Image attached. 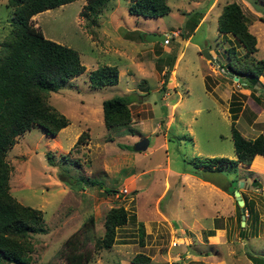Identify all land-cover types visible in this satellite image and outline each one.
<instances>
[{
	"label": "rangeland",
	"instance_id": "374dc122",
	"mask_svg": "<svg viewBox=\"0 0 264 264\" xmlns=\"http://www.w3.org/2000/svg\"><path fill=\"white\" fill-rule=\"evenodd\" d=\"M130 1L110 0L96 21L90 13L81 12L86 0H73L31 17L33 25L46 37L77 49L85 69L48 97L69 123L56 135L33 125L17 137L6 155L11 166V194L44 212L46 231L31 235L34 246L29 264H63L64 242L74 231L82 240V248L91 253L88 264H134L132 257L139 251L149 255L155 264H255L250 254L264 256V155L260 154L251 166L239 164L236 168H210L208 158H235L230 111L233 105L241 108L236 120L240 131L247 136L248 131L249 136L264 131V82L259 77L260 82L254 86L258 101L243 92L246 90H239L249 80L242 77L244 85L235 80L226 64L225 48L236 44L235 39L217 29L222 6L232 0H217L196 29V22L212 0H168L171 10L157 17L129 13ZM235 1L251 19L249 29L257 38L253 57L264 59V0ZM11 15L7 0H0V46L10 29ZM174 30L178 34L169 40L170 44L145 39L148 32L171 35ZM139 32L144 33L143 38ZM167 46L177 47L176 55L181 52L174 78L172 71L168 77L164 74L171 61L165 53ZM206 47L214 50L219 63L201 56ZM243 51L237 47V53ZM106 63L120 68L118 82L101 87L90 85L89 71ZM203 67L211 69L210 74L205 73L207 85H220L213 92L205 87ZM115 95L133 100L128 126L107 127L103 122L102 101ZM258 113V120L252 121ZM83 130L89 133L87 140L76 143ZM142 137L149 139L147 148L135 150V142ZM164 138L166 145L162 144ZM167 165L172 170L191 171L194 177L189 178L202 175L217 183L230 182L233 191L240 180H245L241 191L250 200L247 207L253 208V213L248 217L246 212L247 222L243 224L233 194H228V201L226 196L209 195L195 185L179 188L173 184L171 173V188L161 207L169 204L170 212L180 215L193 230L170 233L156 220L154 203ZM86 177L100 181L102 187L89 183ZM254 177L257 182H253ZM104 186L116 191H106ZM125 187L129 192H123ZM176 193L181 199L168 203ZM225 201L233 205V211L226 217L228 230L223 237L209 236L204 233L206 227L191 222V216L204 215L203 224L210 225L217 209V213H227ZM118 205L126 207L134 217L117 228L110 247H97L95 241L104 233L105 213ZM140 221L145 231L142 243ZM222 222V218H215V223Z\"/></svg>",
	"mask_w": 264,
	"mask_h": 264
},
{
	"label": "trees",
	"instance_id": "16d2710c",
	"mask_svg": "<svg viewBox=\"0 0 264 264\" xmlns=\"http://www.w3.org/2000/svg\"><path fill=\"white\" fill-rule=\"evenodd\" d=\"M70 1L73 0H7V5L12 7L11 25L0 46V264L4 262L29 264L34 246L31 235L46 231L43 210L24 204L11 194L9 190L11 166L6 155L17 141V137L33 125L38 124L47 134L56 135L69 123L68 117L59 112L48 101V97L52 91H57L70 78L84 71L85 65L77 49L46 37L39 27L33 25L31 17L37 12ZM109 1L86 0L81 12L90 13L96 21L98 14ZM170 10L168 0H131L128 3L129 13L136 15L157 17L169 13ZM249 21L250 18L241 4L232 0L222 6L217 18V29L224 36H233L236 42L225 48L228 55L226 62L228 72L233 77L238 75V80L245 77L250 83L248 85L246 83V86L253 88L260 82L259 77L264 75V59L255 60L253 57L257 50V38L249 29ZM139 36L143 38L144 33L139 32ZM238 46L243 48L242 54L237 53ZM168 58L171 60L168 67L172 69L175 57L168 55ZM169 69L164 73L167 74L166 77ZM118 70L116 64L98 65L89 71L90 85L101 87L117 83ZM166 80L167 78L164 79ZM207 88H210L209 85ZM250 94L258 101V95L255 96L253 90ZM132 101L125 95L103 99L104 124L107 127L128 126L132 121L130 107ZM233 106L230 107L231 137L236 157H208L211 160L210 168L218 166L236 168L238 162L251 166L256 154L264 155V133L260 132L254 137L244 135L236 127L241 108ZM88 136V131L83 130L76 143L85 142ZM47 155L51 157V153ZM87 179L89 183H98L102 187L100 181ZM244 182L246 183L245 180ZM253 182H257L256 177L253 178ZM103 188L106 191H116L114 188L107 190V186ZM228 192L233 194V189ZM241 194L245 213L247 212L249 217L253 213V208L247 207L249 199L247 200L242 191ZM130 217H134V214H130L123 205L111 206L105 213L104 233L97 237L96 246L110 247L115 240L117 227L127 223ZM89 221L93 222L92 216L89 217ZM245 221L247 222V219ZM138 231L142 243L145 232L142 221L139 222ZM64 245L63 264H88L91 260V253L82 248V240L77 231L66 238ZM250 255L255 264H264L262 254ZM132 262L155 264L149 255L141 251L132 257Z\"/></svg>",
	"mask_w": 264,
	"mask_h": 264
},
{
	"label": "crops",
	"instance_id": "0c3cea01",
	"mask_svg": "<svg viewBox=\"0 0 264 264\" xmlns=\"http://www.w3.org/2000/svg\"><path fill=\"white\" fill-rule=\"evenodd\" d=\"M216 1L217 0H212V3L210 4L209 8L207 10H205L204 12L201 13V16L199 17V19L196 22V24H195V26H194L193 29H196L199 25H201L207 19V16L210 13L209 11L214 7ZM257 16L258 17H256V18L263 19V18H261L262 15H257ZM189 38H190V36H188L185 39V42L188 41ZM176 50H177V47L176 48H170V46H167L165 48L166 56H168V55H174V57H175V60H174V64L172 66V69H169L170 72L171 71L173 72V78L175 76L174 75V72H175L176 61L178 60V57L181 55V52H180L179 55L178 54L176 55ZM209 51L214 56L216 55V53L214 52L213 49L209 48ZM200 54H201V52H200ZM201 56L203 57V54H201ZM207 68H204L203 67V70H202V76H203L204 81H205V75H206L205 73L206 72L209 73V74L211 73L210 67H207ZM213 70L216 71L215 68H213ZM170 72L168 74H170ZM260 78L264 82V75H261ZM238 81H240V80H238ZM174 83H175V80H174ZM240 83H242L243 85L245 84L244 82H241V81H240ZM174 85L175 84H173V86ZM205 87H206V89L208 91L213 92L214 89L220 87V85L218 83H216L214 85L211 84L209 86L211 88H207V83L205 81ZM255 87H253V89H252L254 93L256 92V91H254V88ZM239 90H246V91H243L245 93H250L251 92V88L250 87H247V86H242V88L239 89ZM186 91H188V90H186ZM164 93L165 94L166 93L168 94V92H166V91H164ZM256 93L258 94V92H256ZM177 103H178V100L174 101L172 103V106L173 107L176 106ZM263 108H262V110H264ZM259 113H260V111H259ZM259 113L256 114L255 118L252 121L258 120L259 115H260ZM172 118H173L172 116H171V118H169L170 119L169 122L172 120ZM239 118H240V114H239ZM261 120H264V118L261 119ZM242 133L244 135H246L244 132H242ZM263 133H264V131H263ZM256 135H257V133L256 134L254 133V134H251V136H249V131H248V136L247 135L246 136L247 137H254ZM189 138L191 139V136H189ZM162 144L163 145H166L167 144V140L165 138H164ZM259 155L260 154H256L255 157H254V159H253V161L255 159H258L259 158ZM235 157H236V154H235ZM239 164L246 165V164H243L241 162H238L236 167H238ZM201 167H204V166L201 165ZM171 173H173V176H174L173 177L174 178L173 179V184L176 185V186H178L179 188H181L182 186H185V185H186L185 186L186 188H189L190 185H195V186H197L199 188H203L205 191H207L209 193V195L211 193H213V194L214 193L215 194L217 193V195L220 196V197H222V198H224L226 196L225 199L228 200V201H230V198H228V196H230L228 194H231V193L228 192L230 190V188H231V183L230 182L229 183H221V182L220 183H217V182L213 181L210 177H208V176H202V175L199 176L198 178H189V177H194V174L191 171H188V170H185V169H183V170H172L171 167L167 165L166 166V170H165V174H164V177H163V180H162L161 188L157 191V194L155 196L154 203H155V208H156V213H157L156 220H158V222L162 223L163 226L168 227V231L170 233H172V231L178 233L179 231H183L185 229H192L193 230V228L190 227V225L186 222V220L180 218V215L178 216L177 214H172L170 212L169 206H168L169 204H167L166 206L161 207V202L163 201V199L165 198V196H167V193L169 192V189L171 188V182H170ZM134 180H136V178H134ZM180 197H181V195L180 194L178 195V193H176L174 196H172V199L168 203H172V202L176 203L179 199H181ZM225 202H226V206H227V208H226L225 211H227V213L226 214L224 212L217 213L218 211H220V210L217 209L216 210V215L213 216V219H212L210 225H207L206 226L205 224H203L202 220L204 218V215L203 216H198V217L191 216L192 217L191 222H194L195 221L196 223H199L200 226L206 227V229L204 230V233L207 234V235H209V236H211V235L213 236L214 235V236L223 237V235L225 234V232L228 230V228H226L227 226H225L226 225L225 224L226 217L228 218L230 216L228 214H230V212L233 211V205L231 203L227 202V201H225ZM215 218H222L224 220V222H222V224L221 223H218L217 224V223H215ZM232 219H233V217H232ZM145 223L147 224L146 226H149L148 221L145 220ZM208 233H212V234H208Z\"/></svg>",
	"mask_w": 264,
	"mask_h": 264
},
{
	"label": "water",
	"instance_id": "95a60500",
	"mask_svg": "<svg viewBox=\"0 0 264 264\" xmlns=\"http://www.w3.org/2000/svg\"><path fill=\"white\" fill-rule=\"evenodd\" d=\"M145 39L147 41H151V40H155V39L162 41L164 39V34H157V33L148 32L145 34ZM202 54L206 59H209L211 63H213V64L219 63V61L215 58V56L209 51L208 47L202 49ZM234 78L238 79V75H234ZM148 143H149L148 137H142L138 141L135 142L133 148L135 150H145L148 146ZM243 184H244V180H240L239 181V187H236L233 191V197L237 201V204L240 206L241 220H242V223L244 224L246 213H245V208H244V199H243L242 194H241V187H243ZM263 195H264V192H263Z\"/></svg>",
	"mask_w": 264,
	"mask_h": 264
},
{
	"label": "built area",
	"instance_id": "2783aa9c",
	"mask_svg": "<svg viewBox=\"0 0 264 264\" xmlns=\"http://www.w3.org/2000/svg\"><path fill=\"white\" fill-rule=\"evenodd\" d=\"M178 34V31L177 30H174L172 33H171V35H167V34H164V39L162 40L163 41V43H169V40L171 39V38H173L174 36H176ZM264 109V108H263ZM123 192H129V190H128V188H124L123 189Z\"/></svg>",
	"mask_w": 264,
	"mask_h": 264
}]
</instances>
